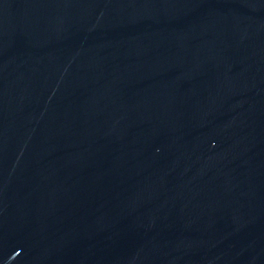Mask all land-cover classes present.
<instances>
[{
    "label": "water",
    "instance_id": "1",
    "mask_svg": "<svg viewBox=\"0 0 264 264\" xmlns=\"http://www.w3.org/2000/svg\"><path fill=\"white\" fill-rule=\"evenodd\" d=\"M0 264H264V0H0Z\"/></svg>",
    "mask_w": 264,
    "mask_h": 264
}]
</instances>
